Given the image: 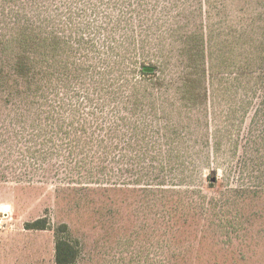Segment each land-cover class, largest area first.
I'll use <instances>...</instances> for the list:
<instances>
[{
	"label": "trees",
	"instance_id": "trees-1",
	"mask_svg": "<svg viewBox=\"0 0 264 264\" xmlns=\"http://www.w3.org/2000/svg\"><path fill=\"white\" fill-rule=\"evenodd\" d=\"M233 3L14 0L1 11L0 137H18L36 167L60 160L78 184L155 188L168 230L190 208L238 233V207L264 195V0ZM219 171L226 186L207 196ZM78 251L61 222L55 264Z\"/></svg>",
	"mask_w": 264,
	"mask_h": 264
},
{
	"label": "rangeland",
	"instance_id": "rangeland-1",
	"mask_svg": "<svg viewBox=\"0 0 264 264\" xmlns=\"http://www.w3.org/2000/svg\"><path fill=\"white\" fill-rule=\"evenodd\" d=\"M13 2L0 0V21L2 8ZM254 3L234 0L233 4ZM173 111H167L168 118L180 119L181 114ZM181 112L184 120H195L190 108ZM13 136L0 137V264H55L54 230L61 222L78 241L73 264H264L263 194L238 207L243 226L238 233L224 236L217 226L205 228L197 210L190 208L187 222L176 216L168 230L155 188L143 190L142 183L127 187L114 175L106 182H72L60 160H38L36 167V159ZM218 174L215 188H202L207 196L226 186L221 171ZM172 201L171 197L163 205ZM167 209L172 211L174 205ZM41 217L47 229L25 228V223Z\"/></svg>",
	"mask_w": 264,
	"mask_h": 264
}]
</instances>
